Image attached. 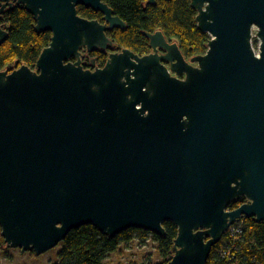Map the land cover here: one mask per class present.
I'll return each instance as SVG.
<instances>
[{
    "label": "water",
    "instance_id": "obj_1",
    "mask_svg": "<svg viewBox=\"0 0 264 264\" xmlns=\"http://www.w3.org/2000/svg\"><path fill=\"white\" fill-rule=\"evenodd\" d=\"M191 2L211 35L205 54L187 59L157 30L145 32L150 53L124 48L91 69L82 49H111L107 31L126 27L107 3L0 0V17L24 4L37 32L53 33L34 69L17 60L0 71V226L9 247L42 254L87 224L110 236L163 235L172 220L168 264H206L230 226L264 221V0ZM80 5L103 21L79 15ZM8 37L0 24V45Z\"/></svg>",
    "mask_w": 264,
    "mask_h": 264
},
{
    "label": "trees",
    "instance_id": "obj_2",
    "mask_svg": "<svg viewBox=\"0 0 264 264\" xmlns=\"http://www.w3.org/2000/svg\"><path fill=\"white\" fill-rule=\"evenodd\" d=\"M126 22L124 28L107 31L114 41L108 50H95L83 59L86 68L103 67L113 51L128 48L144 55L152 51L150 39L145 32L162 30L166 37L177 42L187 59L205 54L211 35L198 26V10L191 0H103ZM78 13L88 19L103 21V13L85 6H78ZM0 24L9 32L8 39L0 45V71H12L19 60L31 68L52 39L51 31L38 33L34 16L24 4L15 3L8 7L0 17ZM85 52V49H82ZM95 64L92 65V59ZM245 197L229 203L235 209L246 202ZM242 225V233L235 239L226 232L222 239L213 246L206 264H264V221H257L253 216H244L235 223ZM165 233L159 235L146 229L129 228L115 236L99 231L94 225L87 224L72 229L61 242L59 261L54 264H106L110 253L118 249L121 243L133 239L135 232L152 236L157 244L161 260L150 264H168L175 250L174 244L178 235V225L172 220L163 222ZM231 251L233 259L223 255L224 250Z\"/></svg>",
    "mask_w": 264,
    "mask_h": 264
},
{
    "label": "rangeland",
    "instance_id": "obj_3",
    "mask_svg": "<svg viewBox=\"0 0 264 264\" xmlns=\"http://www.w3.org/2000/svg\"><path fill=\"white\" fill-rule=\"evenodd\" d=\"M253 31L252 44L258 53L260 39L255 35L256 29ZM195 65L197 64L195 63ZM62 247L63 244L59 243L42 254H36L34 251L23 252L20 248L7 245L1 234L0 226V264H54L59 261V253ZM160 260L157 244L152 236L137 231L133 234L131 241L121 243L117 250L110 253L106 259V264H150Z\"/></svg>",
    "mask_w": 264,
    "mask_h": 264
},
{
    "label": "built area",
    "instance_id": "obj_4",
    "mask_svg": "<svg viewBox=\"0 0 264 264\" xmlns=\"http://www.w3.org/2000/svg\"><path fill=\"white\" fill-rule=\"evenodd\" d=\"M227 232L230 233L231 237H234L235 239H237L240 236V234L242 233V225L241 224H233L232 226L229 227ZM223 255H225L231 259L234 258V256H232L231 251L229 249L224 250Z\"/></svg>",
    "mask_w": 264,
    "mask_h": 264
},
{
    "label": "flooded vegetation",
    "instance_id": "obj_5",
    "mask_svg": "<svg viewBox=\"0 0 264 264\" xmlns=\"http://www.w3.org/2000/svg\"><path fill=\"white\" fill-rule=\"evenodd\" d=\"M86 50V49H85ZM162 51L160 50V53H161ZM89 53L90 52H88L87 50L85 51V52H83V57H82V59H84L86 56H88L89 55ZM85 67V66H84Z\"/></svg>",
    "mask_w": 264,
    "mask_h": 264
}]
</instances>
